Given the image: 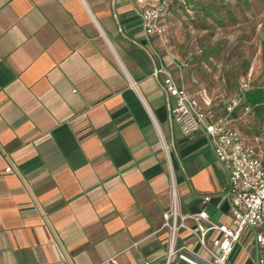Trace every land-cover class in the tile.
Wrapping results in <instances>:
<instances>
[{"label":"crops","instance_id":"0c3cea01","mask_svg":"<svg viewBox=\"0 0 264 264\" xmlns=\"http://www.w3.org/2000/svg\"><path fill=\"white\" fill-rule=\"evenodd\" d=\"M161 51L134 0H0V264H166L171 185L180 213L229 225L225 171L213 156L223 185L191 184L204 170L192 154L211 149L180 135L162 84L170 75L208 89ZM174 166L189 180L180 198ZM193 240L180 229L175 246L207 257ZM237 242L227 264L235 253L230 264H255L251 233ZM167 264L188 263L173 254Z\"/></svg>","mask_w":264,"mask_h":264},{"label":"built area","instance_id":"2783aa9c","mask_svg":"<svg viewBox=\"0 0 264 264\" xmlns=\"http://www.w3.org/2000/svg\"><path fill=\"white\" fill-rule=\"evenodd\" d=\"M134 1L147 41L150 36H154L165 45L168 39L161 19L173 6L184 0ZM174 65L179 69L186 62H176ZM237 86V95L217 103L205 88L198 86L187 90L170 75L162 84L166 103L169 104V118L180 135L185 139L195 136L205 139L214 158L225 171L226 182L222 192L230 217L229 225H224L212 222L203 210L180 213L171 185L170 206L162 213V226L168 230L166 264L173 254L188 264H227L230 252L244 229L251 233L254 263L264 264V152L248 145L242 135L231 127L230 115L242 103L240 97H244L248 91L247 77L240 76ZM243 106L246 109L248 105ZM4 171H9V167H5ZM187 218L199 222L191 226L184 222ZM180 229L194 236L207 257L200 258L185 244L175 246ZM210 230L217 231V234L206 239ZM110 262L115 261L110 259Z\"/></svg>","mask_w":264,"mask_h":264},{"label":"rangeland","instance_id":"374dc122","mask_svg":"<svg viewBox=\"0 0 264 264\" xmlns=\"http://www.w3.org/2000/svg\"><path fill=\"white\" fill-rule=\"evenodd\" d=\"M169 23L165 28L166 44L158 40L163 49L160 53L174 52L176 57L170 62L181 79L183 70L184 78L191 83L194 78L205 84L217 103L238 94L240 76L248 79L247 92L259 90L264 93V0H184L172 9ZM175 58L180 59L175 61ZM182 61L186 65L177 69L174 63ZM243 98L240 97L242 103L230 115L231 127L248 145L264 152V102L244 109ZM154 102L161 105V98L155 96ZM158 125L164 134L165 124L158 120ZM192 155L204 165V170L190 180L191 184L205 188L201 191L222 186L224 172L209 149L204 146ZM172 172L177 197L180 198L186 194V191H179L180 185L183 186L181 182L189 184V180L175 166ZM166 202L170 206V200ZM249 236L250 231L245 230L237 245H243ZM188 245L197 253L207 255L196 240Z\"/></svg>","mask_w":264,"mask_h":264},{"label":"trees","instance_id":"16d2710c","mask_svg":"<svg viewBox=\"0 0 264 264\" xmlns=\"http://www.w3.org/2000/svg\"><path fill=\"white\" fill-rule=\"evenodd\" d=\"M264 102L263 91H253L247 92L243 98V104L250 105L252 107H257Z\"/></svg>","mask_w":264,"mask_h":264}]
</instances>
